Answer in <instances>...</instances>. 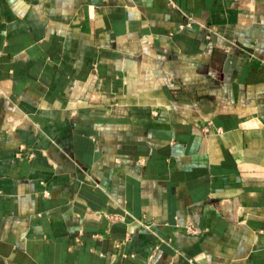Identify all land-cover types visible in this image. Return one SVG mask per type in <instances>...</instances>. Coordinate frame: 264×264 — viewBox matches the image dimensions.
Wrapping results in <instances>:
<instances>
[{"label": "crops", "instance_id": "1", "mask_svg": "<svg viewBox=\"0 0 264 264\" xmlns=\"http://www.w3.org/2000/svg\"><path fill=\"white\" fill-rule=\"evenodd\" d=\"M0 264H264V0H0Z\"/></svg>", "mask_w": 264, "mask_h": 264}, {"label": "built area", "instance_id": "2", "mask_svg": "<svg viewBox=\"0 0 264 264\" xmlns=\"http://www.w3.org/2000/svg\"><path fill=\"white\" fill-rule=\"evenodd\" d=\"M191 232H193V233H194V232H195V229H191Z\"/></svg>", "mask_w": 264, "mask_h": 264}]
</instances>
